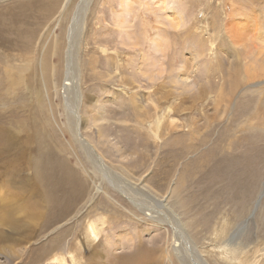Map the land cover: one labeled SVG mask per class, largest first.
Wrapping results in <instances>:
<instances>
[{
	"label": "rangeland",
	"instance_id": "374dc122",
	"mask_svg": "<svg viewBox=\"0 0 264 264\" xmlns=\"http://www.w3.org/2000/svg\"><path fill=\"white\" fill-rule=\"evenodd\" d=\"M83 1L60 0L52 10L53 0H0V127L9 124L0 131L16 169L11 198L34 204V178L44 166L58 202L47 229L24 216L28 233L0 224L7 230L0 264H179L176 256L199 264L196 254L205 264H264V0H90L80 15L73 63L66 62L73 42L67 31ZM11 64L12 76L2 83ZM74 73L79 137L144 193L113 177L108 183L99 172L92 176L87 149L67 121L66 84ZM186 130L192 132L181 137ZM65 164L78 185L64 180ZM0 166L6 183L7 161ZM176 177L181 189L173 203L168 195ZM108 196L125 217L104 210ZM165 197L179 207L159 206ZM168 208L186 222L185 232L175 223L178 236L159 224L166 215L171 220ZM89 222L101 225L97 234L88 233ZM240 222V235L224 247ZM62 233L57 249L44 245ZM53 253L63 260L53 263Z\"/></svg>",
	"mask_w": 264,
	"mask_h": 264
},
{
	"label": "bare ground",
	"instance_id": "6f19581e",
	"mask_svg": "<svg viewBox=\"0 0 264 264\" xmlns=\"http://www.w3.org/2000/svg\"><path fill=\"white\" fill-rule=\"evenodd\" d=\"M60 0H53V2L51 3V5L49 6L52 10H56V7L58 5ZM83 1V0H82ZM90 0H85L83 2H80L78 4V6L76 7V11L74 12L73 14V18H72V24H71V27L68 28V31H67V40L69 41L70 38L72 37V40L73 41L72 43H69L68 42V50L66 51V62H67V59L68 60H71V62L73 63V60H72V55H73V48L75 45V37H76V34L78 32V29L80 27V18H81V13H83L85 11V7L86 5L89 3ZM90 4V3H89ZM61 5V4H60ZM59 8V7H58ZM67 7L64 6V9L62 11V15L61 17H63L64 15V11ZM244 11V10H243ZM226 14V13H225ZM70 26V24H69ZM68 26V27H69ZM227 27V26H226ZM227 29V28H226ZM73 31L75 34H73ZM236 31V30H235ZM69 32V33H68ZM228 32V30H227ZM230 32H234L230 29ZM261 50V49H260ZM68 52V54H67ZM264 62V59L262 60ZM10 64V63H9ZM7 65V64H6ZM6 65L4 66L5 69H4V74L1 76V79H2V83L4 81H7L11 78L12 76V73H11V70L13 68L12 64L11 65H8L7 68H6ZM73 69L74 68V65H72ZM43 68L46 70L49 68V64L48 63H44L43 62ZM262 68V67H261ZM47 71V70H46ZM255 72V71H254ZM248 74V72H246V75ZM66 75V74H65ZM76 73H74V79L72 80V82H70V80L68 79V82H67V91L68 93H70L72 96L71 98H67L68 102H69V105L67 103H65V106H66V115H67V121L69 122L70 126H71V132H72V137L76 140L77 144L81 147V149H87V151H83L82 153H84L86 155V157L91 161L92 165H93V174L92 176H96L97 173L99 172L102 176L104 175V178L106 177L107 178V181H109L108 183H110V179H112L111 177H113L114 179H118V182L119 184H123L127 190L129 191H132V192H141V193H144L142 190H139L138 188H135L134 186H132L129 182H127L122 175H117V173L113 172L111 169H109L107 166H104L102 161L100 160V158L98 157V155H96L95 153H93V149L88 145H85L84 141H82V139L79 137L78 135V132H77V128L79 127L78 125V121H77V118H76V104H80L79 103V98H80V93H78V84H77V80H76ZM236 80V83H240L238 79H234V82ZM45 82V81H44ZM259 82L257 83H253L251 84L250 88H253V87H256ZM2 85V84H1ZM45 86V85H44ZM69 87V88H68ZM233 89V88H232ZM78 90V91H77ZM4 92H7V90H3L1 89V94H3ZM65 92H66V87H65ZM77 97V98H76ZM7 99H10L9 97ZM38 101H43V97L41 96V93H40V96L38 97ZM67 102V101H66ZM75 105V106H73ZM78 111V110H77ZM85 112V110H84ZM80 119V118H79ZM0 128H3L4 130H8L9 128V124L7 125V127L5 126H2ZM192 130V129H191ZM192 131H185L184 133L181 134V137H185L186 135H189ZM204 134V133H203ZM209 135V134H207ZM142 138V136H141ZM74 142V143H76ZM143 143V142H142ZM192 143V141H191ZM14 145V144H13ZM219 146V145H218ZM15 147V146H14ZM66 148V147H65ZM186 150L190 151L191 149H188L187 147H185ZM212 150V149H211ZM72 151V150H71ZM12 156H13V153H12V145L3 139L2 137V132L0 131V159H5L8 163V166H7V170H8V174L10 175L9 176V179L6 183H0V224H5L4 226H8V228H12V227H16V228H19V230H21V232H25V233H28V231L30 230L29 229V226L31 225L30 222L28 221H25V220H22L20 219L21 216H24L28 219H30L32 222H34L35 224H37V220L40 219V222L38 224V230H41V229H47L48 227V224L47 223V220L48 218L51 216V211H50V207L52 205H56V203H58L56 201V199L54 197H51V195L54 194V191H55V187H56V183L54 182V176L51 175V178H52V181L49 182L48 179H47V169L43 166L42 169H41V172L35 176L34 178V181L36 182V187L34 189V194L36 195V199L37 197H39L34 204L30 205L29 207H26L28 204H21V203H14L11 196L13 195H16V193L14 192V184H15V173H16V169L14 167H12ZM73 156V155H72ZM100 160L99 162L97 160ZM57 166H60V164H57ZM68 165L65 164V167L63 169V171H61V173H63V178L64 180L66 179H69L68 181L70 183L74 182L75 184L78 185V183H76V177H75V174L67 167ZM2 167L0 166V171ZM104 172L101 173L100 171ZM184 172H185V169H183V171L181 172V174L177 175L179 178V184L182 182V177L184 175ZM96 178V177H95ZM19 180L21 181H27L29 180L28 178H25V177H20ZM72 180V181H71ZM106 180V179H105ZM113 187H116L118 188L117 190H120L122 193H124V195L126 194V196L129 194L125 191H123L120 187L116 186L113 182V180L111 181ZM177 177H176V181H175V185L174 187H171V190H169V199H172L173 203H175V195L179 192V189H181L179 187V185L177 184ZM83 184V187H85V185H87L85 183V181L82 182ZM101 184V183H100ZM104 185V184H103ZM96 186V184H95ZM93 187V191L95 189V192H100V191H103V189H105L106 191V188L105 187H102L103 189L100 190V188H97L96 187ZM108 186V185H107ZM122 186V185H121ZM123 186V187H124ZM67 187V186H66ZM109 187V186H108ZM125 188V189H126ZM185 188V187H184ZM124 189V188H123ZM186 189V188H185ZM184 190V189H183ZM251 191V189H250ZM181 192V191H180ZM103 193V192H102ZM133 194V193H132ZM123 195V194H122ZM141 195V194H140ZM145 195V194H144ZM105 196V199H107V195H104ZM54 200H52V199ZM104 198V197H103ZM109 205H105L104 206V210L106 212H109L111 214H114V215H118V216H121V217H125L122 213L120 212H123V210L120 208L119 204H118V201L114 198L113 199L111 197H109ZM167 197H165L164 199L160 198L156 203L159 205V206H166V207H171L173 204L169 201V200H166ZM129 199V198H128ZM135 200V199H134ZM121 201V200H120ZM27 202H30V201H27ZM33 202V201H32ZM141 203V202H140ZM118 204V205H117ZM42 205H46L47 208L46 209H39L38 207L39 206H42ZM142 205V204H141ZM170 205V206H169ZM143 206V205H142ZM191 206V205H190ZM165 207V208H166ZM176 207V206H175ZM171 207L173 210L178 207ZM29 208V209H28ZM124 208V207H123ZM158 209V208H157ZM191 210V209H190ZM127 212V214H129V212L127 210H125ZM149 211V210H148ZM144 212V211H143ZM162 211H160L161 213ZM167 212H168V215L170 217L171 220H169V218L167 217V215L165 216L163 214V217L159 224L162 226L164 224L168 225L169 228L171 229L172 233L174 236H178L179 234V231H178V227L177 225L175 224L176 222L180 225V227H182L183 229V226L184 224H186L185 221H182L181 220V216L176 214V213H173L172 211H170V208L167 209ZM132 213V212H131ZM14 214H18V215H14ZM162 214V213H161ZM166 214V213H165ZM110 215V214H109ZM131 215V214H130ZM145 215L149 218H152V215H151V212H146ZM159 215V214H158ZM234 215V214H233ZM238 216V215H237ZM120 217V218H121ZM128 217V216H127ZM236 218V217H234ZM192 219V218H191ZM173 223V224H172ZM261 223V222H260ZM156 224V223H155ZM243 225V222H240L239 224L236 225L235 229L229 234V236L227 237V239L225 240V244H224V247H229L230 245L233 244V242L237 239V237L240 235L241 231H242V228L244 226ZM101 225L98 224V223H93V222H89L87 224V230H88V233L91 234V233H95L97 234L98 232V228L100 227ZM156 226V225H155ZM223 227V225H222ZM226 227V225H225ZM225 229V228H224ZM14 230V229H13ZM184 230V229H183ZM221 230V229H220ZM219 230V232H220ZM7 230L3 227L2 230H0V240H2L3 238V234L6 232ZM185 232V230H184ZM10 234H17V231L14 230L13 232H10ZM63 235L64 233H62L61 235H58V236H55V237H58L59 240L57 242H55V238H52V241L54 242H48L47 244H44V245H50V246H55V249H57V245L59 242L62 241L63 239ZM183 235V234H182ZM6 238H8V235L6 234L5 235ZM27 238H29V235L26 236ZM26 238V239H27ZM157 239H159V237H156ZM181 238V237H180ZM217 238V236H216ZM175 237H173V241H174ZM188 240V239H187ZM259 241V240H258ZM184 242V241H183ZM191 240H190V247H188V250H190L192 252V255L195 257V253L191 250L193 248L192 244H191ZM261 243V242H260ZM255 245V244H254ZM184 247V246H183ZM235 247V246H234ZM54 249V250H55ZM166 249V248H165ZM182 250V249H181ZM1 251L3 253H7L6 249L4 247H1L0 246V254H1ZM170 253L173 254L174 251H177L178 250L170 245V249H169ZM242 251V250H241ZM167 252V249L163 252V255L166 254ZM8 254H12L14 255V253H11L8 251ZM24 254V252H23ZM174 254H176L174 252ZM173 254V255H174ZM51 255V251H47L46 253V256H50ZM162 255V254H161ZM35 256V255H33ZM69 256L72 257V255L70 254ZM198 260L197 262L199 264H205V262L202 260V259H199V255L196 254ZM64 258V257H63ZM50 260L53 262V263H57L59 260H63V259H59V256L56 254V253H53V256L50 258ZM176 260L178 261L179 264H182V260L179 259L177 256H176ZM196 260H192V261H196ZM195 263V262H194ZM18 264V263H17ZM57 264H61V263H57Z\"/></svg>",
	"mask_w": 264,
	"mask_h": 264
},
{
	"label": "water",
	"instance_id": "95a60500",
	"mask_svg": "<svg viewBox=\"0 0 264 264\" xmlns=\"http://www.w3.org/2000/svg\"><path fill=\"white\" fill-rule=\"evenodd\" d=\"M98 161V160H97ZM99 162V161H98ZM263 186H264V182H263ZM256 206V205H255Z\"/></svg>",
	"mask_w": 264,
	"mask_h": 264
}]
</instances>
